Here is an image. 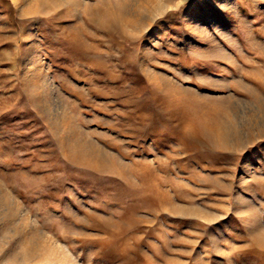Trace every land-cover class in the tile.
I'll use <instances>...</instances> for the list:
<instances>
[{
	"label": "rangeland",
	"instance_id": "374dc122",
	"mask_svg": "<svg viewBox=\"0 0 264 264\" xmlns=\"http://www.w3.org/2000/svg\"><path fill=\"white\" fill-rule=\"evenodd\" d=\"M263 240L264 0H0V264H264Z\"/></svg>",
	"mask_w": 264,
	"mask_h": 264
},
{
	"label": "bare ground",
	"instance_id": "6f19581e",
	"mask_svg": "<svg viewBox=\"0 0 264 264\" xmlns=\"http://www.w3.org/2000/svg\"><path fill=\"white\" fill-rule=\"evenodd\" d=\"M222 125L224 124H221L215 116L200 112L191 124V128L196 139L211 143L215 147H222L230 141V133L226 132Z\"/></svg>",
	"mask_w": 264,
	"mask_h": 264
}]
</instances>
